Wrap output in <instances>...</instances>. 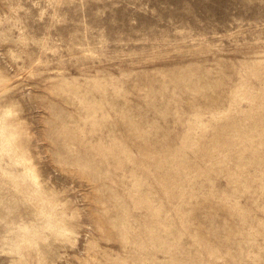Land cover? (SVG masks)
<instances>
[{
  "label": "rangeland",
  "instance_id": "obj_1",
  "mask_svg": "<svg viewBox=\"0 0 264 264\" xmlns=\"http://www.w3.org/2000/svg\"><path fill=\"white\" fill-rule=\"evenodd\" d=\"M0 264H264V0H0Z\"/></svg>",
  "mask_w": 264,
  "mask_h": 264
}]
</instances>
